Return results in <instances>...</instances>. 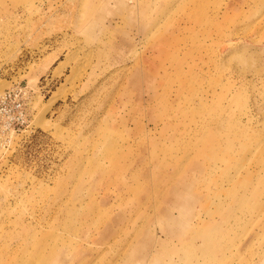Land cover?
<instances>
[{
	"label": "rangeland",
	"instance_id": "rangeland-1",
	"mask_svg": "<svg viewBox=\"0 0 264 264\" xmlns=\"http://www.w3.org/2000/svg\"><path fill=\"white\" fill-rule=\"evenodd\" d=\"M19 83L0 264H264V0H0Z\"/></svg>",
	"mask_w": 264,
	"mask_h": 264
},
{
	"label": "built area",
	"instance_id": "built-area-1",
	"mask_svg": "<svg viewBox=\"0 0 264 264\" xmlns=\"http://www.w3.org/2000/svg\"><path fill=\"white\" fill-rule=\"evenodd\" d=\"M29 125V91L19 83L0 95V144L12 133H20Z\"/></svg>",
	"mask_w": 264,
	"mask_h": 264
},
{
	"label": "bare ground",
	"instance_id": "bare-ground-1",
	"mask_svg": "<svg viewBox=\"0 0 264 264\" xmlns=\"http://www.w3.org/2000/svg\"><path fill=\"white\" fill-rule=\"evenodd\" d=\"M238 2V1H237ZM236 4H238V3H236ZM232 5V4H231ZM236 6V5H235ZM230 8H231V6H230ZM226 9H227V7H226ZM225 11H227V10H225ZM207 13V12H206ZM218 11H215L214 13H212V15H211V17H210V19L211 20H215L216 18H217V15H218ZM208 14V13H207ZM224 14H225V12H224ZM224 14H222V15H224ZM225 16V15H224ZM201 17H202V19H204V15H203V13H201ZM256 23H254V25H253V28L255 27L256 28ZM12 88V87H11ZM11 88H9V89H11ZM53 100V99H52ZM30 126V125H29ZM28 126V127H29ZM169 215H170V217L168 218V219H170V221L171 222H173V220H174V218H173V215L172 214H170V213H168ZM195 218V220L197 221L198 220V218H197V216H195L194 217ZM146 238H145V241L146 242H149L150 243V245H151V247L152 248H154L155 246H157V245H159V244H161L162 242L161 241H157V240H155L154 238V236H153V234L150 236V234L148 233V234H146V236H145ZM202 240L204 241V239L202 238ZM181 241H186V238H181ZM91 259V257H89V260ZM84 260V259H83ZM82 260V262L80 263V264H86V260H84L83 261Z\"/></svg>",
	"mask_w": 264,
	"mask_h": 264
}]
</instances>
